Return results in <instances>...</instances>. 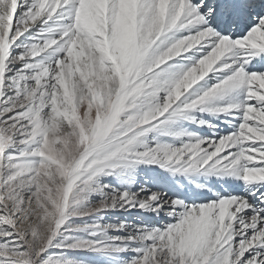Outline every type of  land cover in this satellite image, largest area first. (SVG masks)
<instances>
[{
    "label": "snow or ice",
    "instance_id": "snow-or-ice-1",
    "mask_svg": "<svg viewBox=\"0 0 264 264\" xmlns=\"http://www.w3.org/2000/svg\"><path fill=\"white\" fill-rule=\"evenodd\" d=\"M0 264H264V0H0Z\"/></svg>",
    "mask_w": 264,
    "mask_h": 264
}]
</instances>
